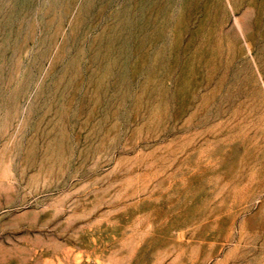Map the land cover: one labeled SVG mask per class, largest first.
Instances as JSON below:
<instances>
[{"label": "rangeland", "instance_id": "374dc122", "mask_svg": "<svg viewBox=\"0 0 264 264\" xmlns=\"http://www.w3.org/2000/svg\"><path fill=\"white\" fill-rule=\"evenodd\" d=\"M0 264H264V0H0Z\"/></svg>", "mask_w": 264, "mask_h": 264}]
</instances>
